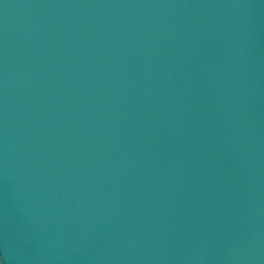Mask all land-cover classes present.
I'll return each instance as SVG.
<instances>
[{"label":"water","instance_id":"95a60500","mask_svg":"<svg viewBox=\"0 0 264 264\" xmlns=\"http://www.w3.org/2000/svg\"><path fill=\"white\" fill-rule=\"evenodd\" d=\"M0 264H264V0H0Z\"/></svg>","mask_w":264,"mask_h":264}]
</instances>
